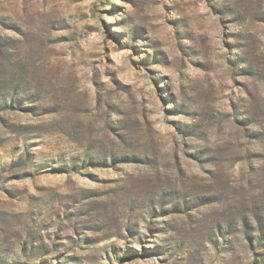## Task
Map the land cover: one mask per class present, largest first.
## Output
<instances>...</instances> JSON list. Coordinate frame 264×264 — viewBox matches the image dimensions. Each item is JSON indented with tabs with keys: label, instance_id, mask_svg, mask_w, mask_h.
I'll return each instance as SVG.
<instances>
[{
	"label": "rangeland",
	"instance_id": "374dc122",
	"mask_svg": "<svg viewBox=\"0 0 264 264\" xmlns=\"http://www.w3.org/2000/svg\"><path fill=\"white\" fill-rule=\"evenodd\" d=\"M0 264H264V0H0Z\"/></svg>",
	"mask_w": 264,
	"mask_h": 264
}]
</instances>
